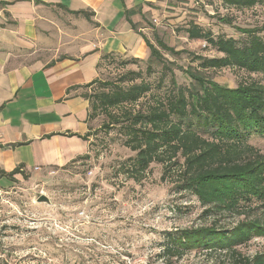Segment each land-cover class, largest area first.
<instances>
[{"label": "rangeland", "instance_id": "obj_1", "mask_svg": "<svg viewBox=\"0 0 264 264\" xmlns=\"http://www.w3.org/2000/svg\"><path fill=\"white\" fill-rule=\"evenodd\" d=\"M150 6L138 28L153 44L162 40L180 52L162 49L173 69L152 64L149 50L137 60L127 53L108 55L99 81L87 93L102 91L107 80L135 77L132 81L144 80L152 90L139 104L126 107L146 108L155 100L151 94L165 97L173 81L191 85L192 78L180 68L230 88L249 80L264 85L262 73L236 67L201 69L198 60L192 59L194 54H222L206 40L190 38L186 31L197 24L215 36L245 43L249 34L242 30L255 29L264 39V3L239 8L228 0H155ZM85 137L86 150L64 166L0 179V264H232L231 252L200 247L171 257L163 254V248L170 237L185 229L213 223L229 229L236 225V214L209 211L194 193L177 187L175 178L163 179L159 162L151 164L141 182L119 172L123 161L136 151L124 144L125 135L118 125H111L109 112L96 111ZM249 142L264 153V135H252ZM41 194L51 202H39ZM256 213L264 217L263 210ZM238 249L250 257L264 253V235Z\"/></svg>", "mask_w": 264, "mask_h": 264}, {"label": "trees", "instance_id": "obj_2", "mask_svg": "<svg viewBox=\"0 0 264 264\" xmlns=\"http://www.w3.org/2000/svg\"><path fill=\"white\" fill-rule=\"evenodd\" d=\"M15 0H0V7ZM239 8H250L264 0H228ZM85 13L76 11V13ZM133 11H126L130 20ZM228 23L229 18L222 17ZM134 29H138L136 23ZM192 39H204L222 55L194 54L201 69L236 67L264 75V39L253 29L248 41L215 36L212 31L193 24L186 29ZM152 64L172 70L163 50L180 54L162 40L153 44L144 34ZM163 49V50H162ZM108 55H105L107 57ZM139 59L138 57L135 60ZM192 78L191 85H178L146 108H127L139 104L151 92V84L135 77L105 81L100 92L85 93L91 102L89 119L101 109L109 112L111 125L125 135L124 144L136 155L120 165L119 172L136 182L144 180L153 162L163 165L162 178H175V185L194 193L209 211L236 214V225L223 229L212 225L189 228L170 237L163 254L182 256L184 251L200 247L231 252L232 264H264V253L244 256L238 247L253 237L264 235V153L249 142L252 135H264V85L257 80L240 82L230 88L200 72L180 68ZM133 74H138L132 71ZM99 79L83 85L90 87ZM129 82V83H126ZM125 83V84H124ZM160 96V95H158ZM126 108V109H125ZM120 109V113L114 112ZM113 110V111H112ZM86 139V137H84ZM8 178L26 172L20 167L1 171ZM256 213V214H255Z\"/></svg>", "mask_w": 264, "mask_h": 264}, {"label": "crops", "instance_id": "obj_3", "mask_svg": "<svg viewBox=\"0 0 264 264\" xmlns=\"http://www.w3.org/2000/svg\"><path fill=\"white\" fill-rule=\"evenodd\" d=\"M154 1L15 0L0 7L1 171L64 166L86 150L91 102L83 85L101 77L105 55L150 51L131 22L144 21Z\"/></svg>", "mask_w": 264, "mask_h": 264}, {"label": "water", "instance_id": "obj_4", "mask_svg": "<svg viewBox=\"0 0 264 264\" xmlns=\"http://www.w3.org/2000/svg\"><path fill=\"white\" fill-rule=\"evenodd\" d=\"M38 201H39V202L46 201V202H48V203L51 202L50 198H49L47 195H45V194H41V195L39 196V198H38Z\"/></svg>", "mask_w": 264, "mask_h": 264}]
</instances>
